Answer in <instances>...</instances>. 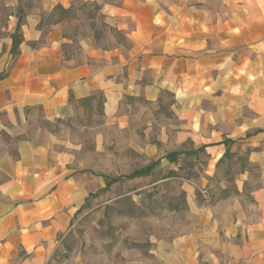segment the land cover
Segmentation results:
<instances>
[{"label":"crops","instance_id":"obj_1","mask_svg":"<svg viewBox=\"0 0 264 264\" xmlns=\"http://www.w3.org/2000/svg\"><path fill=\"white\" fill-rule=\"evenodd\" d=\"M86 1L102 5L130 49L88 45L82 60L66 58L61 26L45 33L40 14L72 0H43L27 14L13 57L20 0H0V72L8 71L0 80V264H58L61 250H75L68 236L96 180L80 167L70 128L57 122L94 94L104 98L106 126L129 131L149 118L152 159L176 163L170 152L199 148L208 157L203 182L186 187L191 224L132 264H264V6L224 22L183 4L166 11L158 0ZM228 148L248 152L253 168L238 172L237 193L198 204L197 189Z\"/></svg>","mask_w":264,"mask_h":264},{"label":"rangeland","instance_id":"obj_2","mask_svg":"<svg viewBox=\"0 0 264 264\" xmlns=\"http://www.w3.org/2000/svg\"><path fill=\"white\" fill-rule=\"evenodd\" d=\"M168 11L174 4L205 10L212 19L228 21L246 19V8L263 7L264 0H158ZM43 0H20L18 11L33 13ZM0 8H3L0 2ZM66 12H41L40 23L60 25L63 51L75 61L82 60L86 46L102 49L118 45L129 46L117 24L102 14V5L86 0H72ZM128 37V36H127ZM173 101L165 95L161 111L167 115ZM147 103H141L139 113L149 115ZM73 139L81 145L79 164L94 175L95 188L80 208L68 245L75 250H61L58 264H132L149 256L155 243L183 232L192 221L187 184H201L208 157L204 151L183 154L176 163L160 162L149 175L127 178L135 170L157 161L147 156L144 132L149 118L133 122L129 131L106 126L104 102L82 103L77 114L63 120ZM60 128V124H57ZM163 148H161V151ZM237 151L220 165L215 174L196 192L198 204L226 199L237 193L238 172L246 166V156ZM105 176H121V180L105 188Z\"/></svg>","mask_w":264,"mask_h":264},{"label":"trees","instance_id":"obj_3","mask_svg":"<svg viewBox=\"0 0 264 264\" xmlns=\"http://www.w3.org/2000/svg\"><path fill=\"white\" fill-rule=\"evenodd\" d=\"M55 11H58L60 10L61 12H66L68 10V8H65L63 7L62 5H57L54 9ZM29 12H25L22 10L18 11V17H19V20H18V24H17V29L15 31V33L13 34V39H14V42H13V47H12V55L13 57H16L19 55V46L20 44L22 43L23 41V35H22V32H21V27L22 25L24 24L25 22V19H26V16ZM103 14V13H102ZM106 16V15H105ZM40 26L44 29V32L47 33L48 29L50 28V25L49 24H46V23H40ZM121 31L122 33H124V35H126V33L122 30H119ZM126 41L129 42V46H123V45H118L119 48L123 49V50H128L131 48L132 46V43L130 41V39L126 36ZM102 49H111V48H106V47H103ZM64 52V51H63ZM65 54V57L70 59L69 56L66 55V53L64 52ZM8 74V71H2L0 72V80L3 79L4 77H6ZM100 95V94H94L90 97H87V98H84L80 101H78V104H79V107L81 106L82 103H88V102H91L92 100H95V98ZM102 97V100L104 102V98L102 95H100ZM63 120L59 119L57 123H60L62 122ZM230 142H233L231 140H226V143L229 144ZM198 151H204L203 148H199L197 150H189V151H174V152H170L166 157L167 159L170 161V162H177L178 159L180 158V156L184 153H187V154H195L197 153ZM231 151L230 149L228 148V150L226 151L224 157L219 161L218 165L224 163L226 161V159H228L230 156H231ZM247 154L248 152H246L245 156H246V166L245 167H242L241 170H245L246 168H253L252 165H250L248 163V159H247ZM160 163V160L158 161H155L153 163H151L150 165L144 167V168H141V169H138V170H135L134 172H132L129 176H127V178H136V177H140V176H145V175H149L153 169L155 168L156 165H158ZM121 176L119 177H113L112 179H109L108 180V186L114 182H117L119 180H121ZM211 203V202H209ZM213 203V202H212Z\"/></svg>","mask_w":264,"mask_h":264}]
</instances>
